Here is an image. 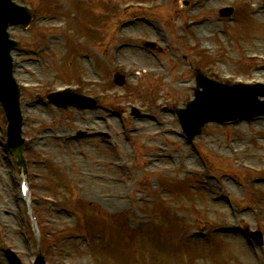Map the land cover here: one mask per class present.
I'll return each instance as SVG.
<instances>
[{"label":"rangeland","instance_id":"obj_1","mask_svg":"<svg viewBox=\"0 0 264 264\" xmlns=\"http://www.w3.org/2000/svg\"><path fill=\"white\" fill-rule=\"evenodd\" d=\"M74 1V0H73ZM119 1V0H114ZM230 0H213L206 7L203 8V13H206L210 17L213 13H216L217 7L229 2ZM263 4L264 0H239L243 9L247 7L250 2ZM34 1H30L32 4ZM77 3V1H74ZM112 2L111 0H88L86 7L82 9L69 8L65 10H51V11H39L37 13L41 20L35 22L27 30L19 27L13 28V37L18 39L21 43V48L14 51L13 56L18 68L24 67L19 77L16 75V79L22 84L36 82L38 78H42L48 87L53 85H60L64 80H76L78 73L89 72L86 64L75 59V52L98 51L101 56L99 70L108 79L109 75L116 70L117 63L113 62L109 56V50L107 49V40L111 38L109 29L105 23L100 25V32H94L91 30L92 26L99 24V12L105 7V3ZM74 4V6H76ZM212 3V4H211ZM211 4V5H210ZM54 7V5H53ZM264 12L255 15L252 18H242L240 24L235 25L231 29L233 40V51L227 52V47L224 44L222 36H214L210 42L204 41V45L213 46L214 50H218L220 63H216L214 60L206 63L211 66L210 70L220 69L223 73H229L227 75H243L251 76L256 80H264V73H260L259 76L251 73L250 68L253 64L245 62L239 53V49L236 46V42L240 41L248 50H261L264 52ZM199 14V13H198ZM44 15H50L51 18L46 19ZM161 15L169 20L170 26H176L182 20L181 7L179 0H174L171 9L164 10ZM158 16H154L155 20ZM55 19L54 21L64 20L67 22V29L70 30L64 34L46 33L52 32L46 28L48 20ZM111 22V19H108ZM105 25V26H104ZM165 25V24H164ZM45 28L43 31L41 28ZM135 33L136 37H142L146 40H152L157 38V34L153 29L146 28L142 25H137L131 30ZM206 34H211L212 30L209 26L206 29ZM59 35L57 39L56 35ZM175 33L169 32V36L173 43L176 41ZM155 36V37H154ZM256 37L253 40L251 38ZM44 39L47 41L52 40L51 50L45 52L39 59L34 53L39 48V44L43 43ZM89 40L90 43L86 42ZM182 47V45H180ZM182 49V48H181ZM179 51V49H176ZM170 51V50H168ZM167 50H164L160 59L166 66L165 70L159 77L151 76L146 78L136 90L129 89L133 97L136 100L149 102L150 97L155 98L170 97L173 100L181 101L182 98H188V93L174 91L171 88L174 85V80L178 77L180 71L184 73L190 72V69L183 66L181 62L178 64L172 58H169ZM171 52V51H170ZM228 53V57L226 56ZM95 57L97 54L95 52ZM121 61L123 60L128 65H142L146 68H155L158 63L153 59L147 58V56L140 51H125L120 54ZM171 70L170 72H166ZM88 70V71H87ZM164 71V72H163ZM17 72V74H18ZM90 74V73H89ZM156 75V74H155ZM170 76H173L170 79ZM240 78V77H238ZM156 79L158 81H156ZM143 80V79H142ZM246 80V79H244ZM105 87L110 88V81L106 82ZM151 93V96L146 94ZM34 93L28 94L32 96ZM133 97H127L123 101L115 100L111 105H123L128 106V103L134 102ZM30 100V99H29ZM29 100L22 105L24 114H29L31 119H34V127L38 126H50L54 131L66 132L72 128H83L86 125V121H92L95 116H99L102 112L88 111L80 114L74 113L71 109L61 111L56 110L53 107L48 109L35 106L29 103ZM137 101V102H139ZM164 120L171 123L170 126L165 129H176L177 124L169 117L164 116ZM114 130L112 131V139L116 143V148L120 142L118 130L120 129L119 122L113 120ZM1 125V124H0ZM143 123L135 121L130 124L133 126H141ZM103 124H99L102 128ZM157 127L154 125L152 128L145 129L142 132L133 136L134 143L137 147L135 158L138 160L142 154L149 151V145L152 141H148V137L153 130ZM150 133V134H149ZM2 135L3 133L0 132ZM172 137V136H170ZM264 122L261 120H250L248 122L227 125V127L211 125L206 131V135L196 144L197 147L202 148L203 155L197 157L196 165L206 164L215 173L214 176L208 174V183L212 189L211 193L221 192L231 201H236L242 198L243 192L238 189L226 176H218V170L215 168L226 167L231 172H239L235 168V164L232 159L229 158V154L236 153L237 161H243L245 167L250 168L253 173H247L242 171L245 176L259 177L255 173V168L264 166ZM166 136L155 139V142L159 140H166ZM208 142L205 143V141ZM1 142V137H0ZM122 143V142H121ZM98 144L96 140L85 144L82 147L77 148L69 146L66 149H61L55 142H51L47 148H44V154L50 158H60L62 165L54 167L47 165L40 168L42 179H40V192L45 195H58L68 197L71 203L75 204L78 211V218H73L65 215L57 216L54 212L49 215L44 211L41 216L45 222H49L51 227L56 233H52V238L55 235L56 239L62 232H74L81 230L87 235H91L94 232H101L104 235V239L99 241H93L92 246L88 249L83 242L69 241L67 243L62 242L60 245L56 243L54 248H51L48 252V259L54 264H58L60 261L70 262L72 264H258L257 259L254 258V253L248 249L242 240L238 236H226L217 237L212 243L206 244L202 241H193L188 246H180L178 243V233L180 231V223L176 221L173 216L170 220L174 223L171 225L169 221L163 225V228L158 229L155 220H150L148 225L142 226L138 231H133L127 222L130 216H136V213L142 211L144 208L152 207L146 204H139L144 206L141 208L135 204H131L126 201H119L115 199L103 200L100 198V194L107 192H114L116 194H124L134 190H138L139 182L148 181L150 175L149 171H138L134 176H127L122 183L113 184L108 181H89L83 179L78 173L79 171L90 172H104L109 176L116 174V171L110 168L106 164V160L112 162L119 159V155H124L127 150V146L123 144V150L118 152L109 150L106 146H96ZM120 145V144H119ZM183 147L188 149L180 139L172 137V142L169 149ZM39 151V150H38ZM82 151V152H79ZM214 153L218 155L220 161L216 160ZM1 155V152H0ZM138 157H137V156ZM225 163H224V162ZM163 163L171 164L170 160H165ZM12 164L6 159L0 156V209L6 213L13 206V202L10 199L9 191H5L6 180L8 179L7 170H9L10 177H14V171H11ZM218 167V168H219ZM200 168V167H199ZM227 172V171H226ZM37 173V172H36ZM181 169L175 168L169 171L168 174H164L161 180H165L170 184H175L173 194L170 195L168 206H173L178 209L187 219L190 215H195L193 207L200 205L203 207L204 213L208 217H216L222 219L225 222L232 221L234 215H228L227 203L225 201L212 202L209 199V191L206 193V198H202L201 195L194 197V193L189 192L185 187H181ZM229 173V172H228ZM38 174V173H37ZM251 177V178H252ZM78 181L84 186L86 197H78L77 191L72 185V181ZM10 187V185H9ZM260 191L264 197V188L259 186L254 191ZM38 192V194H40ZM248 195V193H247ZM252 192L250 191V198L252 199ZM248 199V205L252 206ZM263 218H264V200L261 203ZM7 209V210H5ZM18 214V213H17ZM133 214V215H131ZM239 217H244L246 220H250L248 212L239 213ZM169 217V214L165 215ZM10 218L7 221L10 223ZM30 239V238H29ZM33 242V241H32ZM34 249V248H33ZM34 251H28L29 255ZM26 259V257H24ZM28 264L29 261H24ZM0 264H7L0 253Z\"/></svg>","mask_w":264,"mask_h":264},{"label":"water","instance_id":"obj_2","mask_svg":"<svg viewBox=\"0 0 264 264\" xmlns=\"http://www.w3.org/2000/svg\"><path fill=\"white\" fill-rule=\"evenodd\" d=\"M2 67H3V66H2V64H1V62H0V82H1V83H4V82L2 81V80H3V77H4V74L2 73ZM6 75H7V74H6ZM6 75H5V76H6ZM4 84H6V83H4Z\"/></svg>","mask_w":264,"mask_h":264},{"label":"bare ground","instance_id":"obj_3","mask_svg":"<svg viewBox=\"0 0 264 264\" xmlns=\"http://www.w3.org/2000/svg\"><path fill=\"white\" fill-rule=\"evenodd\" d=\"M187 160H190V159H186V161H187Z\"/></svg>","mask_w":264,"mask_h":264}]
</instances>
